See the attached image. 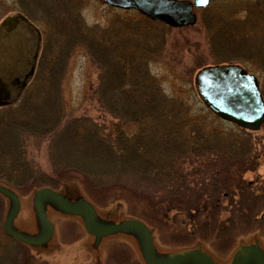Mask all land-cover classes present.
<instances>
[{
    "label": "rangeland",
    "instance_id": "obj_1",
    "mask_svg": "<svg viewBox=\"0 0 264 264\" xmlns=\"http://www.w3.org/2000/svg\"><path fill=\"white\" fill-rule=\"evenodd\" d=\"M19 12L44 37L35 82L20 105L0 109V185L21 202L15 230L44 236L35 196L50 188L86 201L99 221H141L151 230L162 260L200 246L215 263L228 264L251 241L264 247V126L246 133L215 116L195 86L202 69L235 64L258 79L264 97V0L215 1L194 9L196 24L182 28L112 8L104 0H0V24ZM94 39L108 43L114 58L99 57ZM122 50L125 61L120 62ZM107 60L111 70L100 65ZM116 74L125 81L111 89L106 78ZM139 83L143 88L134 90ZM126 102H154L161 117L149 111L152 105ZM86 119L105 142L120 136L138 148L137 162L128 173L121 169L120 179L102 172L100 165L89 177L77 162L70 166L67 158L62 161L60 145L48 141L73 128L72 158L92 154L91 146L82 145L90 128ZM198 157L207 164L219 161L217 185L195 187L186 181L184 173ZM213 166H207L210 176L217 173ZM163 167L173 182L154 177ZM144 169L148 178L142 177ZM44 205L54 227L52 239L45 247L17 243L19 264H146L140 237L119 232L97 240L86 231L83 218L64 213L51 201ZM12 207L0 195L2 234Z\"/></svg>",
    "mask_w": 264,
    "mask_h": 264
},
{
    "label": "water",
    "instance_id": "obj_2",
    "mask_svg": "<svg viewBox=\"0 0 264 264\" xmlns=\"http://www.w3.org/2000/svg\"><path fill=\"white\" fill-rule=\"evenodd\" d=\"M212 1L104 0L110 7L135 10L172 28L195 25L197 18L194 9H204ZM15 21V17L9 18L3 26L11 27ZM16 29L19 31L15 32ZM3 35L1 39L7 38L8 41L0 48V107L14 103L24 90L27 80L34 74L40 40L38 31L28 23L19 27L14 25ZM195 86L200 99L215 116L249 130H258L264 122V101L258 80L240 65L207 67L196 75ZM0 195L7 197L13 204L12 211L3 223V232L30 247H45L52 239L54 227L44 208V202L51 201L64 213L83 218L86 231L97 240L119 232L140 237V249L146 264H218L200 246L162 260L155 253L151 230L141 221H99L96 210L86 201L50 188H42L35 196V210L44 236H27L13 228L21 211L20 199L2 185ZM228 264H264V254L254 242L236 252Z\"/></svg>",
    "mask_w": 264,
    "mask_h": 264
},
{
    "label": "trees",
    "instance_id": "obj_3",
    "mask_svg": "<svg viewBox=\"0 0 264 264\" xmlns=\"http://www.w3.org/2000/svg\"><path fill=\"white\" fill-rule=\"evenodd\" d=\"M91 42L94 45L93 51L95 53H97V55L99 57H101L103 59L108 58V57L114 58L113 57L114 54L112 53V55H110L108 52L109 51V47H108L109 44L108 43H105L101 40L99 41V39L91 40ZM94 42H96V43L100 42V43H102V45L95 44ZM99 46H101V50H102L101 52L98 51ZM124 53H125V50H122L121 55H120V58H121L120 62L125 61ZM106 62L108 64H104L105 62L101 63L100 64L101 67H103V69H104V66L107 65V66H109V69L111 70L113 68V66L111 65L110 61L107 60ZM114 65H116V68L119 67L118 64H114ZM38 67L40 70L41 69V61L38 65ZM101 67H98V69H101ZM121 71L125 73L123 67H121ZM37 77H38V74H37ZM118 77L120 79H117ZM115 80H117V81H115ZM107 81L110 84V88L112 89L113 86L115 87L119 83L122 84V83H124L125 80H124V78H121L120 75L117 76V74H116V75H114V77L112 79L107 77L105 84H107ZM141 87L143 88L142 84L139 83L136 87H132V88L134 90H136L137 88L140 89ZM133 95H134V92H133ZM126 96L127 95L124 94V98ZM126 103H129V104H135L136 103L137 106H139V107L142 104L152 105V107H150L149 111L150 112L155 111L157 116L161 117L159 114L160 110H158V106L156 107L154 102H126ZM84 119H83V122H84ZM86 120H87V122L90 121V128L86 132V136L83 139L82 145L85 146V144H87L88 146H91L92 147V150H91L92 154L89 153V155H88V153L86 152L85 156H84V154H82L81 156H77V155L75 156L74 155V159L72 158L73 152L70 151V146H73V144L75 145V143H76L75 141L77 140V137L75 136V131L73 128H69V131L67 130V131L63 132V137H61L59 140L56 139V135L47 137V139L51 138V140H50L51 144L55 143L54 145H57V146L60 145V149L58 150L57 154L62 161H65V159L67 158L66 160L69 163H71L70 166H76L77 164L75 162H77L79 166H83L84 169H86L89 177L94 175V173H96L95 170L98 167H95V165H97V166L100 165L102 172L105 171L107 174L111 175L112 177H116V178L120 179L123 175V174H121L122 173L121 169H126V172L128 173L131 170V168H130L132 166L131 164L134 162H137V160H135L134 158H136L138 156V154H137L138 148L135 145L131 144L129 141H126L124 138H122V137L119 138L120 136L118 137V139L113 140L110 138L108 143L105 142L106 140L104 139V137H102V135L98 131L91 129V127H93L92 126L93 122L91 120H88V119H86ZM97 130H99V129L97 128ZM94 132L96 135L94 134ZM4 138H6V137H4ZM1 140H3V139L1 138ZM68 141H71L70 144H72V145H69ZM64 142H66V145L64 144ZM173 151H175V149H173ZM233 151H238V149H235ZM176 152H174V154H176ZM99 153L101 154V157H100L101 159L98 157ZM58 156H57V158H58ZM170 158H171V156H170ZM200 159H202V158L198 157L197 160H195V163H194V161L191 162L190 171H188L189 169H186V173H184V176H186V178L188 179L186 181L189 182L190 185H194L195 187H198L200 185H205V186L217 185V184H215L216 183L215 181L217 178L216 176L219 175V171H218V170H220L219 169L220 168L219 161L216 160L215 162H211V163L209 162L207 164V162L200 161ZM139 162L141 164H145V161H143V160H140ZM208 165H211V166L214 165L213 167L215 168V171H217L216 175L211 174V176H210L209 169L207 167ZM143 172L144 173H143L142 177L148 178L147 171L144 169ZM200 174L202 175L200 181L197 179H192L193 176H200ZM171 175L172 174H170V172L165 170V167H163V169H158V170L156 169V172L154 173V177H158V178L162 177L164 179V181L166 178V181H168L167 184H169L170 182H173V178H171ZM168 177H169V179H168ZM164 181H163V183H165ZM179 181H180V183H183L187 189H189V186L185 180H179ZM169 187H171V186H168L167 188H169ZM174 188H176V193L178 194L179 187L174 186ZM214 191H215V189H214ZM201 192L204 193L205 189L202 188L200 193ZM1 243H3V244H1ZM17 243H19V242H17L15 240L7 237L6 235L2 234V230L0 229V264H19L20 263V253H21L20 249L21 248L17 245ZM19 244H21V243H19Z\"/></svg>",
    "mask_w": 264,
    "mask_h": 264
},
{
    "label": "flooded vegetation",
    "instance_id": "obj_4",
    "mask_svg": "<svg viewBox=\"0 0 264 264\" xmlns=\"http://www.w3.org/2000/svg\"><path fill=\"white\" fill-rule=\"evenodd\" d=\"M215 1H217V0H215ZM214 1V2H215ZM211 5V4H210ZM112 8H114V7H112ZM116 9H118V8H116ZM120 10H123V9H120ZM123 11H125V10H123ZM16 18V20H17V22L15 21V23H14V25H16V27H19L20 25H22L23 23H28L29 25H31L32 27H34L37 31H38V33H39V35H40V40H39V48H38V51H37V63H36V67H35V71H34V74L27 80V82H26V85H25V88H24V90L22 91V93H21V95H20V97L14 102V103H11V104H8V105H5V106H1L0 107V109H7V108H11V107H14V106H18V105H20L19 103H21V101L23 100V98H24V93L26 92V91H28V89L30 88V86L35 82V80H36V78H37V74H38V72H39V67H38V65H39V63H40V60H41V58H42V55H43V48H42V44H43V34H42V32L39 30V28L36 26V24H34L33 23V20L32 19H30L27 15H25L24 13H17V14H15L14 16H11V17H8V18H5L4 20H3V22L0 24V48H3L4 47V44H6L7 43V38H4V39H1V36L3 35V34H5V33H7L8 32V30H10V28L11 27H13L14 25H12L11 27H5V26H3V23L5 22V20H7V19H9V18ZM17 31H19V30H15V32H17ZM4 36V35H3ZM0 56H1V54H0ZM231 65H235V64H231ZM249 73V72H248ZM263 95V94H262ZM22 96H23V98H22ZM263 101H264V97H263ZM264 126V122L262 123V126H261V128L259 129V130H257V131H248V130H244L246 133H254V132H259L261 129H262V127ZM4 139H6V138H4ZM50 140H51V138H49V142H50ZM6 142H8V145L9 146H13L14 145V143H13V141H11V140H6ZM10 142V143H9ZM22 145H23V147H22V149H23V152L20 154L21 156V159H22V161L24 162V161H27V159H24V158H26V154H27V151L25 150V144H26V140H25V138L23 137L22 139H21V141H19ZM48 142V143H49ZM15 152H17V151H15ZM33 161H35L34 159H32L31 161H29L27 164H31ZM37 165H39L38 163H37ZM254 242L253 241H251V242H249L248 243V245H252ZM257 245H258V247L262 250V253L264 254V247H262V246H260V243H258V241H256L255 242Z\"/></svg>",
    "mask_w": 264,
    "mask_h": 264
},
{
    "label": "bare ground",
    "instance_id": "obj_5",
    "mask_svg": "<svg viewBox=\"0 0 264 264\" xmlns=\"http://www.w3.org/2000/svg\"><path fill=\"white\" fill-rule=\"evenodd\" d=\"M236 127L240 129V127H238L237 125H236ZM248 131H249V130H248Z\"/></svg>",
    "mask_w": 264,
    "mask_h": 264
}]
</instances>
